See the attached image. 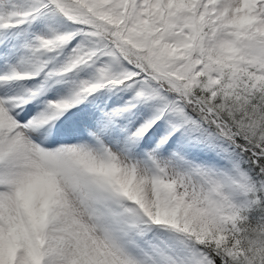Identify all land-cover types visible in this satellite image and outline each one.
Wrapping results in <instances>:
<instances>
[{
  "label": "snow or ice",
  "instance_id": "1",
  "mask_svg": "<svg viewBox=\"0 0 264 264\" xmlns=\"http://www.w3.org/2000/svg\"><path fill=\"white\" fill-rule=\"evenodd\" d=\"M0 264H264V0H0Z\"/></svg>",
  "mask_w": 264,
  "mask_h": 264
}]
</instances>
